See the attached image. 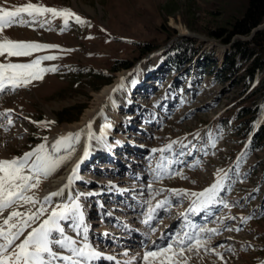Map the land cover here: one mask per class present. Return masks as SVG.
Masks as SVG:
<instances>
[{
  "label": "rangeland",
  "instance_id": "1",
  "mask_svg": "<svg viewBox=\"0 0 264 264\" xmlns=\"http://www.w3.org/2000/svg\"><path fill=\"white\" fill-rule=\"evenodd\" d=\"M29 2L69 8L86 22L78 24L70 18L65 28L63 17L45 14L35 24L14 26L3 32V37L12 40L59 48L40 50L30 57L10 58L11 62H30L53 55L57 59L43 61L41 66H55L57 71L46 73L43 80L34 81L27 88L0 94V112L13 110L9 113L11 125L0 119V125H4L0 127V159L21 156L43 143L44 137L49 144L52 133L78 121L93 94L112 82L117 73L139 69L140 79L130 74L118 106L121 118L115 133L127 143L119 147L115 160L99 152L79 167L78 174L83 177L76 182L79 187L74 194L92 193L81 197L91 243L103 253L111 251L122 256L121 251L126 250L131 257L142 253L147 250L144 245H151L150 235L154 232L159 233L168 224L175 231L183 225L180 211L192 214L188 211L190 199L172 197L171 207L166 206L169 212L161 209L159 217L156 216L163 219L160 220L163 224L151 222L156 228L145 231L143 228H151L143 222L147 208L143 202L151 199L149 193L161 188L199 192L214 183L217 171L224 169L231 170V178L220 195L229 207L216 205L209 216L201 211L204 218L196 224L219 231L205 235V239L211 236L207 249L201 248L198 255L186 253L191 257L188 264H264V136L253 138L257 126L264 131V86L251 93L248 84L251 79L241 68L229 74L218 70L225 54L234 50L236 40L252 44L255 31L264 28L263 20L257 24L260 27L255 30L253 27L249 33L234 32L227 41L223 39L232 22L242 17L248 0H0V6L11 9ZM45 20L51 23L41 27ZM177 27L198 36L181 34ZM61 28L65 30L61 32ZM180 37L192 41L193 59L184 61L179 68H171L165 59L173 42ZM201 37L203 40L199 41ZM205 40L212 41L213 47H208ZM148 46L151 48L147 50ZM206 56L217 57V64L208 63L213 59ZM0 61L7 62L4 57ZM201 61L203 65L199 66ZM235 62L240 65L242 59L235 55ZM260 73L263 75L264 70ZM146 75L152 78L147 80ZM241 103L262 109L252 128L248 125L253 118L242 124L235 119ZM33 121L55 123L45 127ZM172 141L181 143L173 145V150L164 155L182 161L171 167L173 171H182L187 179L173 175L155 180L154 170L161 153H152L151 149L163 148ZM77 151L76 146L71 160ZM105 151L109 155L110 147ZM181 152L184 154L177 157ZM59 155L66 153L61 151ZM71 160L49 178L42 179L40 187L34 190L38 198L45 184L61 174ZM105 182L113 184L116 191L101 190ZM150 182L152 189L147 188ZM166 195L170 194L157 196L153 204ZM229 228L233 230L228 231ZM175 231L168 241L165 236L160 246L166 245ZM135 232L149 238L137 239L141 236L136 237ZM131 235L136 237L133 241L128 237ZM127 241L129 244H125Z\"/></svg>",
  "mask_w": 264,
  "mask_h": 264
},
{
  "label": "snow or ice",
  "instance_id": "2",
  "mask_svg": "<svg viewBox=\"0 0 264 264\" xmlns=\"http://www.w3.org/2000/svg\"><path fill=\"white\" fill-rule=\"evenodd\" d=\"M24 14L31 19H26ZM45 14H51L52 18L63 17L65 28L70 18L78 24L86 22L69 8L57 9L31 2L11 9L0 6V57H4L7 61H0V94L14 93L20 88H27L34 81L43 80L46 73L57 71L55 66H41L43 61L57 59L53 55L40 56L30 62H11L10 58L30 57L34 52L59 48V45L12 40L2 36L6 29L35 24L37 18ZM45 23L50 24L51 21L45 20L40 23V26L43 27ZM64 30L61 28V32ZM12 111V109H6L0 112V119H6L8 125L13 123L9 115ZM33 123L47 127L55 121H33ZM3 126L0 125V127ZM111 127L110 123H105L100 127V134L97 135L93 131V121H89L84 128L61 135L51 145L47 143V137H44V142L31 151L21 156L0 159V264H95L102 259L121 264L115 256L105 255L90 241L89 225L85 221L81 197L92 195V193L73 194L69 191L66 194V189H69L74 180L79 178V163L73 168L67 183L58 190L42 198H38L34 192L40 187L42 179L49 178L71 160L76 151V145L81 143L82 137L86 143L81 162L89 156L91 142L103 139L106 130ZM196 135L199 136V133ZM178 143L181 142L172 141L163 148L151 149L152 153H161L154 170L157 173L155 180L171 178L173 175L187 179L182 171H173L171 167L182 161L178 158L170 159L164 155L166 152H171L173 145ZM181 146L184 147V145ZM212 146H215V141L212 142ZM61 151H64L66 155H59ZM183 154V152L177 153L176 156ZM230 171L219 169L215 182L199 192L164 188L150 192L151 199L143 202L147 205L144 213L146 219L143 222L150 223L156 219L158 210L170 208L172 197L190 199L191 206L188 211L193 214H199L201 211L211 214V208L216 205L228 208L229 204L220 193L226 190L227 182L231 178ZM147 188L152 189L153 184L148 183ZM165 192L170 195L164 196L153 204L152 201ZM54 198L62 199L57 201ZM185 226L191 231L177 232L163 246L156 245L155 241L151 245H144L147 250L136 253L123 261V264H131L133 260H137L139 264H188L191 257L186 256V253L198 255L201 248H208L211 236L208 235L205 239V235L219 231L217 228L202 227L191 222H187ZM69 230L72 234H69ZM220 247L224 246L220 245ZM123 255L128 256V252H124Z\"/></svg>",
  "mask_w": 264,
  "mask_h": 264
},
{
  "label": "bare ground",
  "instance_id": "3",
  "mask_svg": "<svg viewBox=\"0 0 264 264\" xmlns=\"http://www.w3.org/2000/svg\"><path fill=\"white\" fill-rule=\"evenodd\" d=\"M179 32L182 34L184 33H190L188 30L181 29L180 27H177ZM194 38L197 37L198 35L196 34H190ZM202 37L199 39V41H202ZM208 47H213L214 43L209 40H205V42ZM130 74L137 75V79H140V70L135 69L132 72H127V73H117L109 84L104 85L98 92L93 94V99L90 102V105L88 108L85 109L83 114L81 115L80 119L78 121H75L73 123H70L68 125H64L61 128H58L56 131H54L49 139V145L55 142L56 139H58L61 135L66 134L68 132H75L80 130L81 128H84L86 124H88L89 121H93V131L96 132L97 135L100 134L99 130L102 125L105 123H110L112 127L110 129L106 130V135L103 137L101 140H94L91 142V148H90V154L87 158L83 159L81 162V159L83 157V151H84V145L86 143L85 139L82 137L81 143L76 145L78 148L76 156L69 162V164L66 166V168L63 170L61 174H59L57 177L51 179L45 184V188L43 189L41 195L39 198L44 197L45 195H48L50 192L58 190L60 187L64 186L67 183L69 175L72 173L73 168L76 166L77 163H79V167L83 166L86 164L87 161H90V158L98 154L99 152H103L107 149V147H110V154L114 152L115 149L118 147H122L124 144L127 143V140L121 136L120 134L115 133V129H117L118 124L120 122V114L118 113V106L120 105L121 101V96L125 95V86L127 83V79L130 76ZM136 79V80H137ZM121 86V87H118ZM127 88V87H126ZM113 89H116V91H113ZM114 138L115 142H111V139ZM79 172V169H78ZM78 179H75L73 184L69 189H66V194L67 192H72L74 194L75 190H78V185H76V182L81 179L83 176H79L78 174ZM115 186L113 184H110L108 182H105L101 186V190H104L106 192H114L116 191ZM87 191V190H86ZM54 199H59V198H54ZM168 210V209H167ZM169 212V210H168ZM182 218L184 219V225L181 228L179 232H184V231H191L190 228L186 227L185 222H191L193 223L192 219L196 218L199 214H193L187 216L184 215L183 211H180ZM162 219V218H161ZM161 219H154L152 220V225L153 224H163L160 220ZM163 220V219H162ZM168 222V221H167ZM162 226V225H161ZM154 228H156L154 226ZM171 226L169 224L163 227V229L159 233H155L153 235H150L151 244L153 241H155L156 245H159L163 238L169 234ZM137 232V231H136ZM135 232V233H136ZM144 234V232H143ZM132 235H135L132 233ZM136 237L139 235L142 237V233H136ZM146 235V233H145ZM136 237H132L129 239H132L130 241H133ZM106 255H113L116 257V260L120 261L121 264H123V261L128 260L131 256H125V257H118L116 254H110L107 253ZM135 255V254H134ZM134 262V261H133ZM112 264H116V261H113ZM132 264V263H131ZM135 264V263H133Z\"/></svg>",
  "mask_w": 264,
  "mask_h": 264
},
{
  "label": "trees",
  "instance_id": "4",
  "mask_svg": "<svg viewBox=\"0 0 264 264\" xmlns=\"http://www.w3.org/2000/svg\"><path fill=\"white\" fill-rule=\"evenodd\" d=\"M264 20V0H248L247 6L242 17L235 19L232 22V28L223 37L227 41L234 32L249 33L253 27L261 23ZM214 32L217 33V30ZM253 43L244 42L241 40H236L234 42V50L229 51L225 54L223 62L219 64L218 70L220 73H232L239 68H241L250 77V90L253 92L264 86V74L258 75L259 71L264 70V28L257 29L252 37ZM170 49L166 60V65L171 68H179L184 61H192L194 54V47L191 40L187 37H180L176 39ZM148 46L146 49H150ZM146 49H143L145 52ZM207 55V54H206ZM235 55H238L242 59V63L236 64ZM204 57V56H203ZM201 57V58H203ZM207 57V56H206ZM200 58V59H201ZM208 59H213L212 64H217V57H207ZM201 63V64H199ZM198 65L202 66L203 62H199ZM124 66H128V62L122 63ZM204 65H206L204 63ZM118 65H115L116 67ZM262 109L259 106L249 105L246 103H241L239 105L238 111H236L235 119L237 123H244L253 118V121L248 125V127L253 126L256 123V118L261 113ZM60 117V116H59ZM61 119L64 118L62 115ZM252 128V127H251ZM253 138L257 136H264L263 129L260 126L254 130Z\"/></svg>",
  "mask_w": 264,
  "mask_h": 264
},
{
  "label": "water",
  "instance_id": "5",
  "mask_svg": "<svg viewBox=\"0 0 264 264\" xmlns=\"http://www.w3.org/2000/svg\"><path fill=\"white\" fill-rule=\"evenodd\" d=\"M263 24H264V23H263ZM260 26H261V25H258V26L256 25L253 29L255 30V29H257V28L260 27ZM179 34H180V33H179ZM179 34H178V35H179ZM186 35H189V34L186 33ZM189 36H190V35H189Z\"/></svg>",
  "mask_w": 264,
  "mask_h": 264
}]
</instances>
